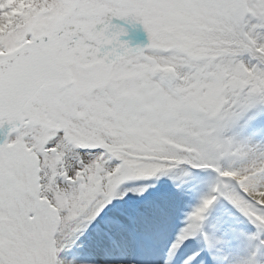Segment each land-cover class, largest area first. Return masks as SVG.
Returning <instances> with one entry per match:
<instances>
[{
  "label": "snow or ice",
  "instance_id": "6c2138e0",
  "mask_svg": "<svg viewBox=\"0 0 264 264\" xmlns=\"http://www.w3.org/2000/svg\"><path fill=\"white\" fill-rule=\"evenodd\" d=\"M177 194L158 264L264 236V0H0V264H77L101 213L82 264H139Z\"/></svg>",
  "mask_w": 264,
  "mask_h": 264
},
{
  "label": "bare ground",
  "instance_id": "6f19581e",
  "mask_svg": "<svg viewBox=\"0 0 264 264\" xmlns=\"http://www.w3.org/2000/svg\"><path fill=\"white\" fill-rule=\"evenodd\" d=\"M131 195V194H129ZM115 203V201H114ZM183 210H184V204L181 200V198L179 197V194L176 196V201L175 204L173 206V209L171 211V214L166 217L165 219H163L160 223L159 226V231L163 230V225L164 224H174L176 225L177 223H180L181 225H183ZM102 220V219H101ZM239 222V221H238ZM237 222V223H238ZM236 223V225H237ZM237 229L245 234H248V226L244 225V227L239 226V224L236 226ZM157 229V230H158ZM94 236L93 230L90 229V227L86 230L85 234L82 235L80 237V239L77 241V244L79 245V247H74L73 249H71L70 251L66 250L65 252H62L60 255L62 258L67 259V260H75L77 262V264H82V262L84 261H91L95 258L96 255H98L100 253V251L102 250V248L105 246V244L107 243V239L106 242L103 243H99V242H94L90 240L91 237ZM173 238V237H172ZM261 239V237H258L259 240ZM91 241V242H90ZM169 240H167L164 243H161L160 240L158 238H154L153 236L149 237V242H153L154 244H156L161 250L163 249L164 245L168 242ZM93 243V244H92ZM252 242L249 243H241V242H237L234 244L231 253H235V254H246L248 255L251 251V245ZM85 246L88 250L89 253L86 252H81V248L82 246ZM161 250H154L155 253L157 252L160 253ZM136 255V254H135ZM139 264H158V255H154L152 253H150L149 258L148 259H139L136 256ZM232 259V258H231ZM259 259L261 261H264V248L260 249V254H259ZM235 264V262H237L236 260H233Z\"/></svg>",
  "mask_w": 264,
  "mask_h": 264
},
{
  "label": "rangeland",
  "instance_id": "374dc122",
  "mask_svg": "<svg viewBox=\"0 0 264 264\" xmlns=\"http://www.w3.org/2000/svg\"><path fill=\"white\" fill-rule=\"evenodd\" d=\"M125 39L129 40L133 45H143V44H145L147 42V34L143 30L142 26H137V27L131 29L128 32L127 36H125ZM105 212H107V209L105 210ZM104 216H105V213H101V217H99L97 219V221L90 227V229L93 230V233H94V236L90 238V240L93 241V243L94 242H99V243H101V242L105 243L106 242L107 237L104 236V231H103L105 229V225H104V222H103ZM238 224H239V226L242 225V227H244V225L248 226V231H247L248 234L247 235H251L252 233L256 232V229L250 223H248L247 221H244L243 218H240V221L237 223V225ZM182 226L183 225H181L180 223H177L176 225L170 223L169 225H167V227H165V230H166L165 233L163 234L162 238L159 239L160 242L164 243L167 240H171L172 237H173V234L175 232H177ZM261 239H264V236H261ZM259 240L252 241L251 251H250V253L248 255H246V254H243V255L241 254L240 255V254L230 253L229 259L232 260V261L233 260L241 261V260L247 258L251 254V252L256 249V247L259 244ZM132 243L134 245L135 253L138 250L139 253H137V254L140 257H143L144 259H147V254L144 253V251H148L149 250V252H148L149 255H150V253H152L154 255H159V253L158 254H157V252L155 253V251H154L155 249H153L151 247H149L148 250H143L134 241ZM82 251L86 252V253H89V250L84 245L81 248V252ZM233 263H234V261H233Z\"/></svg>",
  "mask_w": 264,
  "mask_h": 264
}]
</instances>
